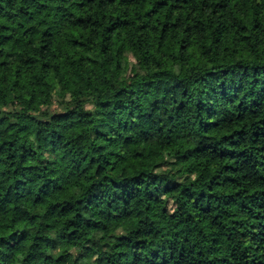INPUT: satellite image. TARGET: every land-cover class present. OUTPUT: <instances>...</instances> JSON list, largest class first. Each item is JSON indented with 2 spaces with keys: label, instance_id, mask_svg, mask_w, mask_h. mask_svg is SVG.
<instances>
[{
  "label": "trees",
  "instance_id": "1",
  "mask_svg": "<svg viewBox=\"0 0 264 264\" xmlns=\"http://www.w3.org/2000/svg\"><path fill=\"white\" fill-rule=\"evenodd\" d=\"M0 264H264V0H0Z\"/></svg>",
  "mask_w": 264,
  "mask_h": 264
}]
</instances>
